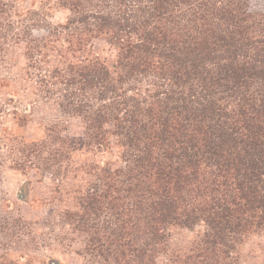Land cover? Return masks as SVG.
<instances>
[{"label": "trees", "instance_id": "1", "mask_svg": "<svg viewBox=\"0 0 264 264\" xmlns=\"http://www.w3.org/2000/svg\"><path fill=\"white\" fill-rule=\"evenodd\" d=\"M11 46L32 103L82 125L12 159L68 184L78 264H240L264 233V0H0V65ZM39 223L0 220V264L31 258ZM175 230L198 232L170 254Z\"/></svg>", "mask_w": 264, "mask_h": 264}, {"label": "rangeland", "instance_id": "2", "mask_svg": "<svg viewBox=\"0 0 264 264\" xmlns=\"http://www.w3.org/2000/svg\"><path fill=\"white\" fill-rule=\"evenodd\" d=\"M55 16L58 20L63 17L62 12H56ZM93 47V51L101 56L109 58L113 55L101 40L94 41ZM6 61L0 65V220L21 217L40 222L39 230L35 232L38 247L28 252L31 258L20 259L23 252L12 250L10 257L18 264H52L53 260H58V264H78L80 259L75 251L83 248V238L62 219L63 210L72 207V193L59 190L57 186L61 182L49 178L42 170L21 166L18 159L20 164H15L12 159L19 156L16 149L21 144L17 142L37 137L42 125L58 122L64 128L63 135L77 137L82 131L81 122L38 101L32 103L33 95L28 93L30 83L23 79L25 60L19 48L11 46ZM13 112H17L16 117ZM23 114L28 117L20 121ZM20 159L23 161L24 157ZM68 182L80 183L82 179L78 177ZM63 184L67 183L62 182L60 186L64 187ZM197 232L175 230L168 242L169 253L187 249ZM21 237L28 241L26 236ZM0 242H6L1 234ZM238 251L240 264H264V233L247 236ZM164 260V255L158 257L159 263Z\"/></svg>", "mask_w": 264, "mask_h": 264}]
</instances>
